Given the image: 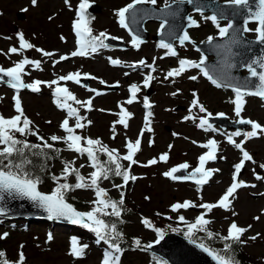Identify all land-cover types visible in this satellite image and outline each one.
Listing matches in <instances>:
<instances>
[{"label": "rangeland", "instance_id": "rangeland-1", "mask_svg": "<svg viewBox=\"0 0 264 264\" xmlns=\"http://www.w3.org/2000/svg\"><path fill=\"white\" fill-rule=\"evenodd\" d=\"M80 1L37 0L33 5L31 0H0V67L5 69L13 67L24 58L40 61L39 69L34 65L25 66L22 76L25 83H33L36 80L43 83L39 92H19L24 113L33 122L32 129L38 131L39 136H43L48 142L56 143L64 149L62 155L65 162H74L73 166L86 178L94 170L87 155L67 149L63 141L50 140L52 135H65L60 127L65 118L69 119L70 126L75 124V118L68 117L66 109L58 107L54 102L56 97L53 92L57 86L67 87L81 102L89 99L93 101L91 110L86 106L77 105L75 101H68L84 117L81 123L85 124V127L76 130L78 135L100 139L109 149H116L121 157L127 154V142L141 139V150L134 157L139 163L131 165L130 168V174L136 179L129 180L125 184L122 177L110 174L114 177L111 181L102 179L99 182L114 200L118 201L121 198V192L124 194V205L121 208L123 214L118 220L122 236L129 243V247L120 256V264H156L152 255L146 252V246L158 241L162 235L158 234L155 228L146 227L142 223L143 219H148L157 227L161 221L169 222L171 227L163 230L166 233L176 232L174 225L190 223L199 215H205V218L211 221L207 226L217 235H227L232 222L248 228L241 237L242 257L246 264H264V168L260 167L264 165V102L244 96L243 111L237 117L234 103L236 97L231 91L211 86L197 68H187L180 76L165 79L168 71L179 67L180 59L195 62L200 60L201 54L195 51L190 43L180 47L177 55L173 57H169L170 54H166L167 52L159 46L153 49V44L139 46L131 52L113 51L97 54V51L84 57H72L71 52L78 48L72 26L77 19ZM90 1L97 2L101 7L99 14L91 16L94 34L105 32L130 46V36L118 23L116 12L124 4L133 3V0ZM156 5H165V0H157ZM19 12H23V19L17 17ZM189 16L199 24L197 29L188 30L192 40L199 43L206 41L209 36L220 38L215 25L204 18L208 15L193 14L191 11ZM225 23L220 22L221 26H225ZM148 27L151 34L157 32L155 23ZM249 27L256 26L249 25ZM19 33H23L25 39L34 47L20 50L16 54L8 53L11 47L19 49ZM247 36L252 38L255 33L248 32ZM43 52L52 55L44 56ZM61 56L69 58L60 60ZM107 56H115L123 66L112 67ZM142 58L155 68L154 79L146 89L145 76L142 75L147 72L142 74L138 69L127 71L124 67ZM211 59L208 57V60ZM72 72H79L80 78L88 76L90 78L88 88L74 81H59L58 85L49 87L52 80H58L59 76ZM192 76L196 79H190ZM101 79L105 81L104 84L100 83ZM128 83L139 86L136 100L132 104L127 103L128 95L124 88ZM110 85H117V89L102 95ZM89 89H95L101 95L97 96L96 92ZM146 92L149 94L147 99L152 105L151 108H146L144 105L143 97ZM14 95L16 92L0 85V97L3 98L0 99V114L6 118L17 114L14 109ZM193 100H198L199 103L193 105ZM200 105L204 106L205 112L200 111ZM122 107L132 114L128 119L127 128L117 123ZM149 111L152 115L149 117L150 123L146 126L145 117ZM208 113L211 115L224 113V116L233 120L250 119L259 123L261 130H257L255 137H246L244 133L252 131V128L241 132L240 136H234L235 131L231 129L221 130L218 126L208 128L207 125L200 127V120ZM88 121H91V124ZM148 128L151 130L149 131ZM141 131H143L142 136ZM31 136L37 139V136ZM229 136H232L233 141L241 144L243 150L253 157L251 161L244 162L245 170L241 175L247 187L236 190L234 198L230 197L232 203L228 209L215 208L208 212L200 207H192L173 212L171 210L173 204L183 203L186 200L192 201L195 205L217 203L233 183V176L236 175L238 178L235 165L240 163L243 153L241 149L235 147V143H229ZM209 140L217 142V158L206 162L205 168L219 170L213 172L214 176L209 184L197 186L189 182L177 183L163 175L171 166L183 163L189 165L188 171L198 167L199 156L210 150L201 145L207 144ZM164 153L168 154L167 162L159 160ZM151 159H156L158 162L147 167L143 166ZM65 162L52 164L51 172L44 174L43 182L39 185L42 192L49 194L60 180L72 185L77 182L74 173L69 175L67 180L60 179L57 182L51 179L52 176L61 177ZM121 163L128 168L129 162L121 160ZM81 165L84 167H80ZM113 185L122 187L117 188ZM94 200H96L95 192L89 188L75 189L67 194V202L81 212L92 210L96 206L92 203ZM180 216H184L185 220L180 221ZM73 226L68 223L64 225L63 222L55 223L42 217H32L28 220L24 231H12L0 225V237H3L0 238V251L5 253V257L12 264H17L21 252L25 257L24 264H103L106 245L87 241ZM20 227L22 228V223ZM5 233H7L6 237L3 235ZM258 233L256 240L250 239ZM49 235L52 236L51 240L48 239ZM73 239L78 244L87 245L82 257L77 258L70 254ZM136 239L141 241L140 247L135 245Z\"/></svg>", "mask_w": 264, "mask_h": 264}, {"label": "snow or ice", "instance_id": "snow-or-ice-1", "mask_svg": "<svg viewBox=\"0 0 264 264\" xmlns=\"http://www.w3.org/2000/svg\"><path fill=\"white\" fill-rule=\"evenodd\" d=\"M175 2V0H174ZM184 2V0H180ZM31 3L35 5L37 0H31ZM157 0H133V3L128 4L126 7L121 8L117 11L116 15L119 17V23L122 27L127 28L128 25L125 23L126 14L130 10H133V18L135 17V5L140 4H152L155 5ZM187 3H195V0H187ZM228 6L234 7L237 11L233 12V16L237 15L240 10H246V17L243 20V29L242 32H254L255 43L264 44V0H226ZM89 7L88 0H82L79 4L77 11V19L73 22V28L77 37V50L71 52L72 57L76 56H88L90 53H96L100 48L109 47L105 43V40L109 39L108 34L105 32H100L98 35L93 33L91 27L92 17L87 12ZM168 0H165V9L170 8ZM27 11V9H24ZM196 11L200 12L203 16L202 7H197ZM206 20H210L215 27L218 29L219 37H227V41L224 44H215V48L223 51L224 59L222 63L226 66L227 69H232L236 67V64L230 62V58L238 55V53L233 51V46L240 45L242 42V37L240 36L239 29L234 28V24L230 21L226 26H221L220 19L225 18L224 13L221 12L219 17L217 14L204 17ZM189 26H196L197 21L188 17ZM250 22L256 24L255 28L248 27ZM168 23L167 20H164L160 28L163 30ZM230 30H232L230 35ZM131 31V30H130ZM19 49L17 47H11L8 49V53L16 54L20 50L32 49L33 44L29 43L23 33H19ZM175 38V34H171ZM63 39V38H62ZM112 39H116L112 37ZM190 40V36L187 30H184L183 35L179 37L180 44L183 45L185 41ZM215 38L209 36L207 42L209 44L214 43ZM132 43L134 46L138 47L141 43L138 36H133ZM250 46L252 42H244ZM159 47L167 49L166 54L176 56L177 53L171 43H165L163 40L160 41ZM36 51L42 52V49H36ZM44 56H51L52 53L43 52ZM68 56H61L60 60H67ZM206 57L201 56L199 63L180 59L179 67L174 68L167 72L165 79L170 77L180 76L187 68H200L203 71L205 76H208L209 79H212V76L209 75L208 70L205 67H202L205 64ZM110 62L113 65H119L121 62L119 60L111 59ZM58 63V61L56 62ZM140 65H146V61L141 60L138 62ZM26 65H34L37 69L40 68V61L38 60H29L27 58L21 59L13 67L7 69L0 67V80H3V77H8V85L16 90V95L13 96L14 100V109L17 113L16 115L6 118L3 114H0V214H5L8 209L3 206L6 203V197L9 199H27L34 203L35 206L42 208L48 213V219H65L70 221L72 224L82 225L85 228L93 231L99 241H105L110 243V247L113 249V252L119 253L122 252L118 243H115V239H119L122 236V233L117 230V224L111 221L106 222L101 216H112L119 218L121 216V208L124 205V194L121 192V198L117 201L109 197L108 192L105 188L100 186V181L102 179L106 180L110 178V174L115 176L122 177L125 184L129 180H135L136 177L130 174L131 165L139 163L134 157L141 150V139L137 138L134 142L129 141L126 144L127 154L122 157L119 156L116 149H109L107 145H103L100 139L86 138L82 135H78L76 130L83 129L85 124L81 123L84 119L78 110L72 107L68 101H75L77 105L81 107H87L91 110L93 101L91 99L81 102L77 100L76 97L69 91L67 87L57 86L54 89L53 95L56 97L54 101L58 107L66 109L68 117L75 118L74 126H70L69 119L65 118L60 127L64 131V136L52 135L50 140L53 142L63 141L67 149L79 153L81 155L86 154L88 160L91 162V167L94 169L89 177L81 175L79 169L73 166L74 162H65L63 167V172L61 177L53 176L52 179L59 181L60 179L67 180L69 175L75 174L76 183L74 185L65 183H57V186L50 192L46 194L39 189V185L43 182L40 176L35 175L33 168L36 167L32 157H43L45 161L49 159L48 154L44 149H53L54 145L48 143L43 136H39L38 131L32 129V121L25 115L24 109L22 107L21 98L19 95L20 89H30L33 92L40 91V85L43 83L40 80H36L33 83H25L22 76L25 71ZM151 68L152 71H155V68L152 65H146ZM242 67H246L249 73V76L245 78L244 84L233 85L231 82L235 79L230 73V71H223L219 77V80L212 79L214 84H218L220 81H223L226 87H234L236 92V99L234 101L236 107L235 112L237 117L240 116L243 111L244 106V96L253 95L258 96L261 99H264V55H261L255 59L245 60L241 63ZM258 69H260L258 71ZM127 75V73H125ZM81 74L79 72H72L67 75L59 76L58 80H52L49 84L58 85L59 81H74L77 84L80 83ZM96 79V77H92ZM154 77L148 75L144 79V86L147 87ZM190 79L195 80L196 77L192 76ZM256 81V82H254ZM101 84H104V80H100ZM242 88L244 90H242ZM254 88V91L250 90ZM90 91L96 92L95 89H89ZM131 93V98L128 99L127 103L132 104L136 100L137 92L139 91V86L137 84H132L129 89ZM96 95H101L100 92H96ZM175 95V93H173ZM0 99H3L0 97ZM193 105L198 104V100H193ZM144 105L146 108H151L152 105L149 103L147 97L144 99ZM201 112H205L206 109L203 105L199 106ZM120 119L117 123L123 125L125 128L128 127V119L131 117V113L128 112L123 107L120 112ZM152 113L149 111L145 117L146 126L150 123L149 117ZM210 116L211 113H208ZM220 116H224V113H220ZM188 119V117H186ZM91 124V121H88ZM240 124L251 125L252 131L245 132L246 137H255L257 135V130H261V125L250 119H240L237 121ZM207 125L208 128H212V125L208 123L207 119L200 120V127ZM150 131L151 129L148 128ZM115 131V128H113ZM17 134L23 137L29 135L37 136V139L41 143H30L27 139H19ZM140 135H143L141 131ZM234 136H240L241 132L237 131L233 133ZM115 138V137H113ZM229 143H235L232 139V136L228 137ZM151 144V141L149 142ZM195 143V141H193ZM99 146V147H97ZM204 148L210 149L205 154L199 156V166L194 169V171L188 173L187 175H175L181 170H186L189 168L187 163L180 164L178 167H173L170 171L163 173L166 177H170L173 180H193L197 185L207 184L211 178L213 172L219 171L218 169H206L205 164L208 161L215 160L217 142L215 140H209L207 144L201 145ZM235 147L241 149L243 153V158L240 163L235 165L236 174H239L241 169L244 167L245 161H251L253 157L247 152L244 151L241 144L235 143ZM171 148V145H169ZM57 155L59 154V149H56ZM100 153L106 155V160L100 159ZM121 160L129 162L128 168H125L124 165L120 162ZM160 161L167 162L168 154L164 153L159 157ZM158 161L156 159H151L147 162L145 167L149 165H154ZM46 164H40V171H44ZM80 167H84L81 165ZM260 167L264 168V165ZM258 179L260 177H257ZM114 187H122L121 185H113ZM242 182L237 181L236 175L233 176V183L230 187L227 188L225 194L218 200L217 203H202L200 205L193 204L192 201L186 200L183 203H176L171 206L173 212L178 211L179 209H188L192 207H200L206 209L208 212H211L215 208L228 209L232 203L230 197L234 198L236 190L242 187ZM255 185H253L254 187ZM93 189L95 192L96 200L92 201L95 207L90 211L81 212L78 211L73 204L67 202L66 193L68 191H73L75 189ZM199 191V189H197ZM147 199V198H146ZM111 209V212L106 211ZM180 221H184V216L179 217ZM256 219H260L256 217ZM210 220L205 218V215H199L196 217L195 222L189 223L187 225L186 235L193 243L196 242L198 232H206L207 238L211 239L214 236V233L207 230V225L210 224ZM123 223V221H120ZM142 223L146 227H151V222L148 219H143ZM251 225H249V228ZM155 231L160 234V229H155ZM248 231V228L240 227L236 222H232L230 227L227 230V235L219 236V240L224 242L223 248L219 251L214 250L213 248L206 246L204 243H200V247L203 251L207 252L216 264H239V261L235 258L233 244L240 243L241 237L245 232ZM5 237L7 233L3 234ZM250 237L251 240H256L257 236ZM3 238V237H0ZM48 239L51 240L52 236L49 235ZM159 241H157L158 243ZM137 247L141 246V241L136 239L134 241ZM87 245L80 246L78 242L73 239L71 245V255L79 258L84 255V250ZM151 247V245H147ZM113 252H105L103 259V264H120L119 255H114ZM25 257L23 252L19 254L17 264H24ZM0 264H12V262L5 258V253L0 251ZM166 264V262H163Z\"/></svg>", "mask_w": 264, "mask_h": 264}, {"label": "water", "instance_id": "water-1", "mask_svg": "<svg viewBox=\"0 0 264 264\" xmlns=\"http://www.w3.org/2000/svg\"><path fill=\"white\" fill-rule=\"evenodd\" d=\"M187 2L184 1L180 4L176 3L177 8L174 7L173 4H170V8H160L154 9L153 6L146 7L143 4L135 5V17L133 18V10H130L129 13L126 14V21L125 23L128 25L127 29L133 36H138L141 41H145L147 35L142 31L143 24L147 21H160L163 22L167 20L168 23L166 24L165 28L159 32V34L154 37L156 40H163L165 43H171L174 40H179V37L183 35L184 30L189 28V20L186 16L187 8H192L194 12L196 11L197 7H202L203 12H208L211 15L219 14L221 12L224 13L223 19L220 20H227L228 22H232L234 24L235 29H239L240 36L242 37V42L240 45L233 46V51L238 53V55L230 58V62L236 64L235 68L227 69L226 66L222 63L224 59L223 51L218 50L215 48V44H224L227 41V37L221 38L219 40H214L213 44H209L208 42L196 45V49L201 51L205 54L204 57L212 55L214 58L212 61L207 62L205 60V64L202 67H205L209 75L212 76V79L219 80V77L223 71H230L231 75L235 77V79L231 82L233 85H243L245 82V78L249 76V73L242 74L241 71L246 69V67H242L241 63L245 60L255 59L261 55H264V44H257L255 43V39H248L244 36V32L242 29L244 27L243 20L246 17V10H240L239 13L233 16V12L237 10L232 7L228 6L227 4L224 5H216L212 2L203 1L202 5H197L195 3H189L188 6L182 7L183 4ZM95 4H91L88 8L91 12L98 11V8L94 6ZM180 6V7H179ZM19 18H23V13H18ZM192 27V26H191ZM131 30V31H130ZM232 30H230L231 35ZM175 34V38L171 34ZM189 41V40H188ZM186 42V41H185ZM244 42H252L250 46ZM180 43V41H179ZM181 45V44H180ZM260 69H258L259 71ZM2 75V74H0ZM208 77V76H207ZM211 79V80H212ZM8 77H3L2 82H7ZM84 85H87V80H84ZM256 82V81H254ZM219 84L225 86L223 81H220ZM234 90V87H228ZM242 90H244L242 88ZM254 91V88L250 89ZM258 97V96H256ZM222 127H225V124H221ZM232 127H239L237 125H233ZM175 175H186L185 170H181L180 172L176 173ZM5 206L8 211L5 216L10 217H47L48 213L44 211L42 208H39L34 205L33 202L27 199H9L6 197V203L3 205ZM55 220V219H54ZM58 221L63 222H70L65 219H60ZM71 223V222H70ZM148 250L153 252L154 254L160 256L168 264H216V261L212 259V257L196 243L185 239L176 234H166L164 238L158 242L157 244L151 245L148 247Z\"/></svg>", "mask_w": 264, "mask_h": 264}, {"label": "trees", "instance_id": "trees-1", "mask_svg": "<svg viewBox=\"0 0 264 264\" xmlns=\"http://www.w3.org/2000/svg\"><path fill=\"white\" fill-rule=\"evenodd\" d=\"M17 137L19 139H27L28 142H30V143H41L40 141L39 142L33 141V139H31L30 135L27 136V137H23V136H20L19 134H17ZM56 149H59V154L58 155L56 153ZM44 151L48 154V157H50L46 161H45V159L43 157H32V159L34 160V163L36 165V167L33 168V172H34L35 175L40 176L41 180H43L44 174L50 172L49 165L54 163V162H56V161H58V160H60V159H62L61 158V149L58 146H56V145H54L53 149H44ZM40 164H46V167H45L44 171H40V168H39ZM104 218H105L106 222L111 221V222H114V223L117 224L116 219L114 217H112V216H104ZM0 221H4V219L0 218ZM15 223H16V221L13 222L12 226H14ZM18 225L19 224H15V226H18ZM118 228H119V226L117 224V229ZM84 230H85V228H81V231H84ZM118 231H119V229H118ZM184 231L187 232L186 229ZM88 233L95 234L91 230H89ZM196 236H197V239H196L197 241H199L201 243H204L206 246H209V247L213 248L214 250L219 251V250H221L223 248L224 242L219 240V238H218L219 235L217 236L215 234L213 236V238L209 239L206 236V232H198L196 234ZM114 242L118 243L119 246H123V244H126L120 238L119 239H115ZM109 245H110V243H108V246ZM123 247H126V246H123ZM233 249H234L235 258L239 261V264H246V262L244 261V259L242 257L239 245L237 243L233 244Z\"/></svg>", "mask_w": 264, "mask_h": 264}, {"label": "flooded vegetation", "instance_id": "flooded-vegetation-1", "mask_svg": "<svg viewBox=\"0 0 264 264\" xmlns=\"http://www.w3.org/2000/svg\"><path fill=\"white\" fill-rule=\"evenodd\" d=\"M103 50H107V51H115V50H108V49H104V48H102ZM128 51H130V48L128 49ZM117 52H120V51H117Z\"/></svg>", "mask_w": 264, "mask_h": 264}]
</instances>
